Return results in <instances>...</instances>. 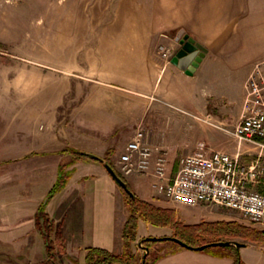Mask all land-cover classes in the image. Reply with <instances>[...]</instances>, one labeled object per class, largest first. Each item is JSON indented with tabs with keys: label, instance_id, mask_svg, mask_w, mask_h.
I'll use <instances>...</instances> for the list:
<instances>
[{
	"label": "crops",
	"instance_id": "0c3cea01",
	"mask_svg": "<svg viewBox=\"0 0 264 264\" xmlns=\"http://www.w3.org/2000/svg\"><path fill=\"white\" fill-rule=\"evenodd\" d=\"M103 1L96 0L99 8L105 6ZM114 1V14L109 19L107 14H96L98 7L90 8L94 14L88 17V29L84 27L82 42L75 43L71 53V70L79 78L51 83L57 98L50 102L42 99L28 120L44 122L42 130L34 131L33 145L23 151L24 156H34L22 162L27 169L40 171L35 187L40 195L37 200L20 196L19 213L0 216V264H59L54 255L60 245V264H91V248L123 251L128 218L124 195L97 161L73 163L68 182L48 200L49 210L40 214L61 164L72 161L68 148L101 157L112 151L115 163L136 130L145 128L153 144L170 149L173 161L178 148L166 143V131H207L213 126L201 117L209 113L229 125L239 122L234 121L241 117L249 74L264 59V0ZM180 33L207 49L192 75L173 64L172 56L165 58L160 49L171 48L173 55L180 47L176 41ZM71 54L65 49L52 50V56L57 55L61 62L68 61ZM235 72L243 73L236 89V80L230 75ZM59 88L68 90L60 94ZM70 89L75 95L69 99L67 114L62 115ZM238 89L242 107L231 115L226 103L235 100ZM44 104L48 112H43ZM196 143L187 141L183 152H192ZM52 168L56 169L53 176L43 174ZM127 181L147 201L161 195L153 178L131 175ZM46 217L55 225L50 240L40 221ZM157 228L146 234H172L169 227ZM59 234L61 242L56 240ZM189 250L197 253L190 255L194 252ZM204 250L163 248L154 264L167 257L180 259L179 264H234L229 251L202 253ZM189 256L195 260L183 261Z\"/></svg>",
	"mask_w": 264,
	"mask_h": 264
},
{
	"label": "rangeland",
	"instance_id": "374dc122",
	"mask_svg": "<svg viewBox=\"0 0 264 264\" xmlns=\"http://www.w3.org/2000/svg\"><path fill=\"white\" fill-rule=\"evenodd\" d=\"M103 2L106 3L105 6L99 8V3L96 0H0V216L6 214L16 216L20 211V196L27 195L29 199L37 200V196L40 195L35 188L40 181V171L33 168L27 169L28 166L22 165V162L24 161L23 158L34 156V154L24 156L23 151L26 150V147L33 145L34 131L42 130L44 122L34 123L33 121L32 123L28 120L34 116L36 104L42 99L50 102L57 98L56 88L52 89L51 83H54L55 80L68 83L69 80L79 78L73 75L71 70L73 65L71 53L75 48L74 45L76 46L75 43L82 42L84 27L86 31L88 29V17L94 14L90 10L92 6L98 7L96 14L101 13L103 16L107 14L108 19L111 14H114L116 2L114 0ZM57 48L69 50L70 59L68 61L64 59V62H61L58 61L57 55L53 57L52 50ZM64 57L66 58V55ZM230 75L236 80V89L239 86L238 80L242 78L243 73L235 72L230 73ZM67 90V88L58 89L60 94ZM69 91L64 108L60 110L62 115L67 114L69 99L75 95L73 91L70 93ZM233 99L235 100H229L226 103L231 115L237 114L242 107L239 89L236 90ZM48 110L44 104L43 112H48ZM150 114H152V110ZM203 117L205 115L201 118ZM211 119L218 121L213 116ZM239 119L238 117L234 122L239 121ZM201 120L209 124L204 119ZM234 126L224 122L225 130L213 126L209 127L207 131H193V133L191 131H166L164 134L166 143L173 148H178L172 156L174 169L177 168L179 157L187 154L183 152V147L189 140L192 142L205 140L214 149L233 152L237 148V140L231 131L226 130H232ZM123 140L125 139H122V142ZM164 147L170 151L167 146ZM32 160L35 159L32 157ZM55 172L56 169L52 168L49 171H44L43 174L52 173L51 176H53ZM125 178L127 179V177ZM47 182H49L48 179ZM46 200L47 198L44 202ZM154 201L152 203L156 206L175 209L178 218L184 223L235 221L247 227L258 230L264 229V223H253L242 218L236 211L220 205L187 206L169 200L162 195L155 196ZM123 205L127 209L129 217L131 211L126 204L125 197H123ZM47 210L49 207L45 205L44 212ZM40 221L41 226L47 231V221L45 219H40ZM138 223L136 239H129L127 242L124 239L123 251L115 254L133 253L136 256L137 264H141L146 250L139 246V242L147 236H156L147 235L146 232L150 229L156 231L159 229L157 227L162 226L142 218H139ZM169 228L171 235H173L174 230ZM161 236L170 235L158 237ZM209 239L210 237H206V240ZM221 239L226 240L227 238ZM232 239L248 244L247 247L239 248V258L243 264H264V243L260 244L242 237ZM151 245L154 249L153 252L151 250L150 259H153L155 255L161 256L163 248L181 247L179 243L172 240L153 241ZM236 248L238 247L235 245L210 246L201 252L226 253L233 251L234 254ZM189 251L194 252L190 255L197 253V251ZM57 253L54 258L58 259L60 264ZM182 259L183 261L195 260L193 256ZM179 261L180 259L175 257H167L161 261V264H179ZM102 264L108 263L103 262Z\"/></svg>",
	"mask_w": 264,
	"mask_h": 264
},
{
	"label": "built area",
	"instance_id": "2783aa9c",
	"mask_svg": "<svg viewBox=\"0 0 264 264\" xmlns=\"http://www.w3.org/2000/svg\"><path fill=\"white\" fill-rule=\"evenodd\" d=\"M160 49L170 59L172 49ZM211 118L209 113L201 119L226 129L223 122ZM226 131L237 140L235 153L200 140L192 152L179 157L175 170L170 151L153 144L149 131L139 128L115 166L125 177L153 178L156 190L176 203L220 205L253 223H264V59L249 74L239 122Z\"/></svg>",
	"mask_w": 264,
	"mask_h": 264
},
{
	"label": "trees",
	"instance_id": "16d2710c",
	"mask_svg": "<svg viewBox=\"0 0 264 264\" xmlns=\"http://www.w3.org/2000/svg\"><path fill=\"white\" fill-rule=\"evenodd\" d=\"M67 150L73 156L72 161L61 164L58 178L52 186L50 192L48 193L46 197L47 200L40 206V214H44V207L47 204L48 200L66 185L73 171L72 169L67 168L77 161L94 160L101 163L102 165L103 160L108 162L114 167L118 175L128 183L129 188L134 191L125 176H123L116 168L113 161L112 151H108V153L104 157H101L92 153L80 151L75 148H68ZM118 186L122 190V193L126 200V204H128L131 211V214L127 218L123 230V238L126 239V242L129 239H136V232L139 228L138 220L139 218H142L155 225L171 227L174 230L173 236L181 238L182 240L195 246L202 245L211 241L222 240L221 238L223 237L227 238L226 240H231L234 237H242L247 238L253 242H258L260 244L264 243V229L258 230L252 227H247L235 221H206L199 224L184 223L178 218L175 209L156 206L152 202L141 198L135 191V197H131L119 184ZM46 221L48 223V232L46 231V236L50 240V235L55 231V225L54 223H49L47 217ZM206 237H210V239L206 240ZM56 240L58 242L60 241V234L59 236H56ZM152 242L153 241L144 242L146 246L150 247V251L147 253L145 261L143 256L141 264H154V262L161 257L160 255H155L153 259H150L152 256ZM48 247L51 248V245H49ZM59 251H63L61 245L59 246ZM229 253H231V255H234L235 257L234 264H243V262L239 258V248H236L234 254L233 251ZM135 257L136 256L133 253L115 254L101 248H91L88 251V259L91 264H102L103 262H107L108 264H137L138 262Z\"/></svg>",
	"mask_w": 264,
	"mask_h": 264
},
{
	"label": "water",
	"instance_id": "95a60500",
	"mask_svg": "<svg viewBox=\"0 0 264 264\" xmlns=\"http://www.w3.org/2000/svg\"><path fill=\"white\" fill-rule=\"evenodd\" d=\"M178 36L176 41L179 43L180 47L177 51L173 54L171 61L173 64L177 65L179 68L186 71L187 74L192 75L197 67L199 66L200 62L202 61L203 57L206 54V47L202 45L200 42L196 41L193 37L188 34H184ZM103 165L111 175V177L131 196L135 197V193L132 189L129 188L128 183L122 179L114 167L109 164L108 162L103 160ZM160 240H172L179 243L181 246L186 247L188 249L194 250H204L210 246H227V245H235L238 248L245 246L246 243L237 241V240H218V241H211L202 245H191L188 242L178 238L176 236H147L140 241V246H142L146 252L144 254V261L147 253L150 251V247L144 245L145 241H160Z\"/></svg>",
	"mask_w": 264,
	"mask_h": 264
},
{
	"label": "flooded vegetation",
	"instance_id": "af4514ba",
	"mask_svg": "<svg viewBox=\"0 0 264 264\" xmlns=\"http://www.w3.org/2000/svg\"><path fill=\"white\" fill-rule=\"evenodd\" d=\"M176 51H177V50H176ZM176 51H175V52H176ZM144 245H145V244H144Z\"/></svg>",
	"mask_w": 264,
	"mask_h": 264
}]
</instances>
